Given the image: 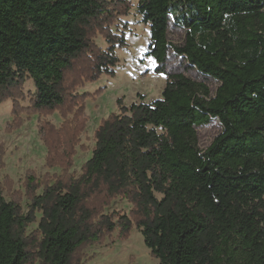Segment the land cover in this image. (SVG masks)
Masks as SVG:
<instances>
[{
    "label": "trees",
    "instance_id": "1",
    "mask_svg": "<svg viewBox=\"0 0 264 264\" xmlns=\"http://www.w3.org/2000/svg\"><path fill=\"white\" fill-rule=\"evenodd\" d=\"M129 9L127 0H0V103L17 99L28 79L30 115L72 114L79 103L66 108V73L91 55L87 81L113 76L114 47L125 42L114 41L110 28ZM137 13L149 27L146 56L157 64L154 73H164L171 49L217 81L216 91L166 74L160 99L128 107L118 99L119 112L95 131L82 175L40 195L30 178L26 213L4 197L0 181V264H82V249L115 227L119 238L139 230L159 264H264V0H140ZM171 24L185 30L181 44L168 42ZM95 33L108 51L94 50ZM79 110L59 133L41 126L49 152L60 144L66 152L59 166L69 163L83 128ZM212 119L222 131L202 151L195 128ZM97 194L130 202L131 220L103 216L93 224L88 201ZM35 211H41L38 236L27 237Z\"/></svg>",
    "mask_w": 264,
    "mask_h": 264
},
{
    "label": "rangeland",
    "instance_id": "2",
    "mask_svg": "<svg viewBox=\"0 0 264 264\" xmlns=\"http://www.w3.org/2000/svg\"><path fill=\"white\" fill-rule=\"evenodd\" d=\"M127 1L130 3L128 14L118 17L110 28L111 34L115 35L114 41L123 36L125 42L123 47H114L113 54L118 62L112 68L113 76L100 75L92 82L87 81L84 71L91 66V55L82 57L66 73V108L68 110L75 100L79 103L74 107L72 114L64 118L60 110H54L30 115L34 85L28 79L23 82L17 99H6L0 103V181L3 184V195L7 200H18L24 213L29 211L30 199L26 184L30 178H33L34 185L37 186L35 195H40L46 186H52L58 181L68 184L82 175V166L91 157L94 148L95 131L104 119L119 112L118 99H121L126 107L133 103H150L160 99L166 83V74H183L194 81L204 83L211 94H214L219 85L217 81L190 67L184 58L177 56L171 49L167 54L164 73H154L157 64L152 57L146 56L150 42L149 27L141 23V17L137 13L140 0ZM184 34L185 30L171 24L167 32L168 42L181 44ZM91 40L94 50L106 52L110 48L106 39L98 33H95ZM79 76L84 78L80 79L81 83L76 84ZM140 96L144 97L143 101ZM79 109H82L85 119L83 128L71 144L72 155L69 163L59 166L56 163L57 157L62 153L67 156L66 152L61 144L53 145L52 153L49 152L42 138L41 126L45 125L59 133L65 122L71 120ZM20 110V114L15 117L13 112L19 113ZM14 118L20 121L16 128V119L14 124L11 123ZM195 129L198 146L202 151L222 131L216 119ZM47 157L51 158L50 166L47 164ZM157 198L160 199L161 196L157 195ZM88 203V207L95 212L93 224L98 223L103 216L110 217L113 223H116L120 216L131 220V213L134 211V206L121 196L109 202L103 194H97ZM105 203L109 204L105 206ZM40 217L41 211H35V220L26 229L27 237L32 234L38 236ZM82 250V264H159L144 246L143 237L135 227L124 238H119L118 228L115 227V232L110 237L106 236L100 243L86 246Z\"/></svg>",
    "mask_w": 264,
    "mask_h": 264
}]
</instances>
